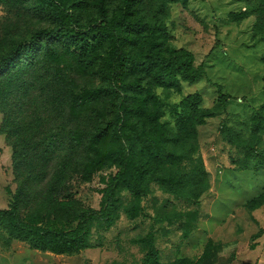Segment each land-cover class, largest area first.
Wrapping results in <instances>:
<instances>
[{
	"label": "rangeland",
	"instance_id": "1",
	"mask_svg": "<svg viewBox=\"0 0 264 264\" xmlns=\"http://www.w3.org/2000/svg\"><path fill=\"white\" fill-rule=\"evenodd\" d=\"M117 4L112 1L110 13ZM259 4L187 0L167 1L160 13L155 4L149 8L147 16L158 14L166 28L165 48L190 51L202 72L180 90L158 87L156 93L165 103L161 121L173 143L202 159L207 188L197 200L169 193L155 182L139 200L124 191L117 219L96 222L89 247L65 254L63 263L141 264L153 239L160 264H264V164L258 162L264 154V6ZM241 12L250 15L239 20ZM79 13L84 21L97 14L89 6ZM52 21L36 9L35 0H0V56L15 42L52 28ZM68 62L33 72L6 106L0 104V209L10 206L22 186V217L61 228L77 224L72 207L101 208L115 169L107 164L83 171L69 157L66 161L63 145L22 146L61 130L62 123L73 127L80 120L69 116L68 106L59 108L60 96L53 94L60 85L79 90L92 81ZM193 94L200 97L199 108L211 115L180 129L173 110ZM237 141L253 148L247 168L242 167L246 150ZM17 149L31 157L18 166ZM39 253L44 252L0 232V264H27Z\"/></svg>",
	"mask_w": 264,
	"mask_h": 264
},
{
	"label": "trees",
	"instance_id": "2",
	"mask_svg": "<svg viewBox=\"0 0 264 264\" xmlns=\"http://www.w3.org/2000/svg\"><path fill=\"white\" fill-rule=\"evenodd\" d=\"M112 1L35 0L36 9L52 19L54 26L15 42L0 56V104L5 106L14 90L26 84L33 72L48 71L52 65L68 60L92 80L79 90L60 85L53 92L60 96L57 106H68L69 116L80 119L73 127L62 123L61 130L34 142L23 141L22 146L34 150L40 144L46 149L63 145L66 161L69 157L83 171H96L107 164L115 167L101 208L72 207L77 224L71 228L24 219L21 186L10 206L0 209V232L28 243L31 249L55 254L86 249L96 222L112 224L117 219L124 191L139 200L155 182L169 193L197 200L207 188L202 159L193 157L195 150H183L184 145L179 149L173 143L175 139L168 134L167 124L161 121L165 103L156 93L158 87L180 90L183 82H196L202 72L194 66L190 51L165 48L164 24L159 22L158 14L147 16L153 4L160 13L167 1L187 0H117L118 10L110 13ZM244 1L264 6V0ZM87 6L95 8L97 14L84 21L79 12ZM249 15L241 12L238 19ZM200 102V97L193 94L185 99L181 109L173 110V116L180 120V129L190 128L211 115V110L199 108ZM259 130L257 123L254 131ZM236 146L246 150L242 167L247 168L253 148H245L238 141ZM29 156L15 150V165L26 163ZM187 159L192 160L189 166L184 164ZM258 162L264 164V154ZM148 244L141 264H160L153 239Z\"/></svg>",
	"mask_w": 264,
	"mask_h": 264
},
{
	"label": "crops",
	"instance_id": "3",
	"mask_svg": "<svg viewBox=\"0 0 264 264\" xmlns=\"http://www.w3.org/2000/svg\"><path fill=\"white\" fill-rule=\"evenodd\" d=\"M39 251V250H38ZM42 252V251H41ZM62 258H66L65 254H55L52 252L39 253L34 256L33 260H27V264H66L62 262Z\"/></svg>",
	"mask_w": 264,
	"mask_h": 264
}]
</instances>
